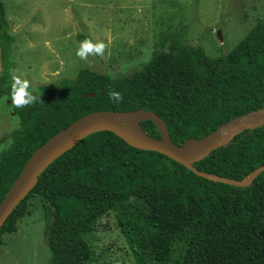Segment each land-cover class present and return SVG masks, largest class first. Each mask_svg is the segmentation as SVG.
Instances as JSON below:
<instances>
[{
  "label": "trees",
  "instance_id": "trees-1",
  "mask_svg": "<svg viewBox=\"0 0 264 264\" xmlns=\"http://www.w3.org/2000/svg\"><path fill=\"white\" fill-rule=\"evenodd\" d=\"M167 40V48L161 44L129 77L113 79L81 69L73 80L30 92L35 102L15 107L9 72L15 69V37L0 1V98L9 100L19 119L10 146L0 155V202L38 147L89 113L153 112L179 146L264 107V22L220 58L180 39ZM110 89L122 93V103L108 98ZM140 127L149 137L160 138L151 120ZM261 166L264 127L244 131L194 163L202 172L237 181ZM36 198L44 211L48 264H90L93 250L84 235L95 232L98 221L118 208L117 227L137 264L169 263L175 243L184 246L181 264H264V172L246 188L213 183L159 153L135 149L113 133H95L39 176L2 226L0 246L3 235L16 232L29 201Z\"/></svg>",
  "mask_w": 264,
  "mask_h": 264
},
{
  "label": "rangeland",
  "instance_id": "rangeland-1",
  "mask_svg": "<svg viewBox=\"0 0 264 264\" xmlns=\"http://www.w3.org/2000/svg\"><path fill=\"white\" fill-rule=\"evenodd\" d=\"M6 6L15 37L17 75L29 92L73 80L81 69L129 77L145 66L170 39L200 47L211 58L227 55L258 22H264V0H0ZM106 44L103 56L88 61L76 55L78 37ZM83 40V41H84ZM19 119L9 100L0 98V155L10 146ZM131 204L142 207V202ZM121 208L98 221L84 235L93 250L90 264H137L117 227ZM44 211L39 198L29 201L28 214L17 230L2 237L0 264H48L51 253L43 237ZM182 243L173 245L167 264H181ZM148 260V259H146ZM148 264H159L147 261Z\"/></svg>",
  "mask_w": 264,
  "mask_h": 264
},
{
  "label": "water",
  "instance_id": "water-1",
  "mask_svg": "<svg viewBox=\"0 0 264 264\" xmlns=\"http://www.w3.org/2000/svg\"><path fill=\"white\" fill-rule=\"evenodd\" d=\"M83 96L93 97L94 94H83ZM148 120L156 125L160 138H151L141 129L140 123ZM260 127H264V107L219 125L213 132L201 139H187L178 146L172 142L165 122L153 112L137 110L89 113L58 132L31 154L0 202V230L15 208L35 187L39 176L45 169L58 157L92 134L113 133L127 145L138 150L159 153L182 165L197 177L213 183L246 188L259 174L264 172V166L237 181L202 172L194 167V163L204 160L212 151L229 145L235 136L244 131Z\"/></svg>",
  "mask_w": 264,
  "mask_h": 264
},
{
  "label": "clouds",
  "instance_id": "clouds-1",
  "mask_svg": "<svg viewBox=\"0 0 264 264\" xmlns=\"http://www.w3.org/2000/svg\"><path fill=\"white\" fill-rule=\"evenodd\" d=\"M106 47V44L102 41L94 43L91 39H85L79 42L76 55L87 62L90 55L103 56ZM9 72L13 81L11 91L12 105L15 107H24L35 102L36 97L28 91V81L21 79V77L17 75V69H10ZM107 96L114 103H122L124 99L122 93L111 89L107 92Z\"/></svg>",
  "mask_w": 264,
  "mask_h": 264
}]
</instances>
